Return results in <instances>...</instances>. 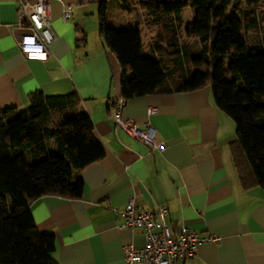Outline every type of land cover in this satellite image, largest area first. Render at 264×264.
<instances>
[{
  "label": "crops",
  "instance_id": "1",
  "mask_svg": "<svg viewBox=\"0 0 264 264\" xmlns=\"http://www.w3.org/2000/svg\"><path fill=\"white\" fill-rule=\"evenodd\" d=\"M19 1L36 0H0V108L25 109L37 91L45 96L74 94L77 112L89 117L93 138L104 150L99 162L75 172L83 182L80 198L49 195L28 206L37 231L55 237L52 260L126 264L123 247L144 244L140 230L121 228L120 211L132 201L138 211L165 206L174 236L186 226L199 237L220 238L200 243L194 257L180 264H264V190L243 188L231 152L236 126L216 107L210 88L124 102L121 68L98 33L97 0H49L53 40L48 57L27 60L18 48L21 36L29 32L28 21H18ZM108 7L140 32L142 52L148 55L157 28L146 26L144 18L129 19L117 0ZM117 101H123V118L140 128L148 123L153 138L165 144L163 151L115 125Z\"/></svg>",
  "mask_w": 264,
  "mask_h": 264
},
{
  "label": "trees",
  "instance_id": "2",
  "mask_svg": "<svg viewBox=\"0 0 264 264\" xmlns=\"http://www.w3.org/2000/svg\"><path fill=\"white\" fill-rule=\"evenodd\" d=\"M97 1L98 33L121 68L123 101L209 87L216 107L235 123L231 152L243 188L264 190V30L256 43L243 33L258 28L256 7L264 0H117L121 12L157 28L148 55L138 30L107 26L110 0ZM186 7L196 14L187 31L197 39L196 53L179 42ZM229 8L240 17L225 19ZM77 103L74 94L37 91L25 109L0 108V264H56L55 237L37 231L28 206L49 195L80 198L75 172L104 157Z\"/></svg>",
  "mask_w": 264,
  "mask_h": 264
},
{
  "label": "built area",
  "instance_id": "3",
  "mask_svg": "<svg viewBox=\"0 0 264 264\" xmlns=\"http://www.w3.org/2000/svg\"><path fill=\"white\" fill-rule=\"evenodd\" d=\"M70 11L71 8L68 7L62 13L63 20H67ZM23 19L29 23V32L23 34L18 41L20 52L27 60H46L47 46L53 40L49 0H36L34 3L19 1L18 21ZM122 106L123 101L113 103L115 125L127 136L141 141L153 150L163 151L165 144L153 138L148 123L140 128L132 120L123 118ZM154 113L155 110H149V114ZM120 215L123 218L121 228L138 229L144 236L142 247H123L126 264H180L194 257L195 249L200 243H215L220 240L213 235L199 237L186 226H182L174 236L167 223L168 209L165 206L154 205L150 210L138 211L134 203L129 201Z\"/></svg>",
  "mask_w": 264,
  "mask_h": 264
},
{
  "label": "rangeland",
  "instance_id": "4",
  "mask_svg": "<svg viewBox=\"0 0 264 264\" xmlns=\"http://www.w3.org/2000/svg\"><path fill=\"white\" fill-rule=\"evenodd\" d=\"M237 2H238L237 0H234L233 5H236ZM242 8L246 9V6L244 3H242ZM256 11L258 14V23H259L258 28L255 30L252 29V30L243 32L244 36L246 37L249 43L258 42L264 30V6L262 5L257 6ZM233 17H240V15L235 13V11L232 8H229L226 12L225 19L228 20ZM108 18H109L108 19L109 22L107 25L108 27L124 26L128 29H133L132 27L128 25V18L126 16H121L120 14H118L117 10L109 9ZM129 19H132V18L129 17ZM195 20H196V14L193 8L186 7L185 9H183V11L180 14V30H179L178 37H179V42L182 45H186L189 48L191 53H196L199 50L197 39L195 37L189 36L187 33L188 28L194 24ZM144 36H145V33H143L142 37ZM147 40L148 38L146 39L144 38L143 43L146 44ZM192 70L202 72L205 70V68L202 66H199V67L193 66Z\"/></svg>",
  "mask_w": 264,
  "mask_h": 264
}]
</instances>
